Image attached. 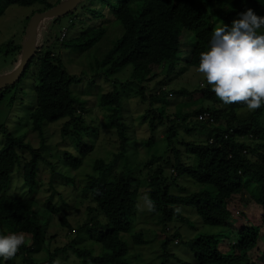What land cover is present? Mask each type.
<instances>
[{
    "label": "trees",
    "instance_id": "1",
    "mask_svg": "<svg viewBox=\"0 0 264 264\" xmlns=\"http://www.w3.org/2000/svg\"><path fill=\"white\" fill-rule=\"evenodd\" d=\"M3 1L24 7L40 5L26 18L27 23L35 12L47 10L61 0ZM100 1L108 5L110 13L119 21L122 34L96 66L106 67V76H112L119 68L132 65L131 77L140 82L151 80L155 76V67L159 65H163L162 72L167 77L181 67H196L199 53L206 50L218 21L230 24L232 16H237L249 8L255 14L264 16V0H225L230 12L221 8L220 0H117L116 6L111 5L112 0ZM78 5L79 11L86 13L85 15L94 11L90 3ZM77 7L69 13L78 11ZM58 19L59 17L53 18L51 21L56 22ZM71 20L69 17V21ZM259 31L264 32V28ZM103 32L104 28L101 26L87 28L73 41L62 42V45L67 48L85 49L95 44ZM186 32L192 37L188 41V47H185L182 39ZM43 47L40 38L33 56L38 60L35 76L38 84L35 87V105L28 113L31 131L37 133L42 144L46 123L63 120L61 135L79 138L83 129L85 108L81 103H75L70 86L80 78L69 74L61 59ZM185 49L187 52L184 55L182 51ZM15 50L19 55L21 44H18ZM17 58L13 64L17 62ZM32 60L33 58L17 82L0 89V102L5 93L20 82ZM164 84L155 87L159 89L157 93L154 89L153 94L146 95L143 86L136 90L139 103L148 104L141 121L147 123L151 132L166 123L161 139L165 141L167 149L174 153L172 160L155 155L143 165L150 169L157 163V167L145 179L148 196L154 203V210L151 212L158 214L162 223L179 220L174 205L186 204L194 207L202 223L219 228L216 233H201L188 240L187 244L197 264H264V104L255 110H249L242 103L224 104L223 108H218V97L206 84L205 87L194 90L199 92L200 102L196 103L197 106L183 113L178 110L175 121L179 124V121L182 123L194 118V122L191 121L192 128L207 129L209 136L199 143L178 142L175 124L172 123L174 119L168 120L161 110L152 107L153 101H165L168 92L161 87ZM173 93L185 96L191 92L181 87ZM205 101L209 102L207 106H203ZM120 105L121 98L117 90L103 93L98 99V106L109 111L107 125L115 129L119 139V149L113 154V162L127 151V127L120 120ZM242 109L245 114L239 112ZM204 113L210 115L211 122L197 119V116ZM0 134L5 138L0 148V226L8 233L17 232L30 237L29 243L21 244L14 257L0 258V264H15L18 257H24L25 264H37L27 253L38 245L47 218L37 213L34 209L35 200L32 198L33 188L37 183V167L43 157L37 149L13 135L4 124H0ZM153 140L150 136L146 143L150 144ZM178 145L183 147L187 162L181 159ZM20 150L29 153L28 159L21 160ZM89 150L90 146H86L84 151ZM63 159L73 168L79 164L78 159L70 154L65 153ZM19 160L23 183L29 189L28 195L23 198L11 196L7 194L11 192L7 191L1 193L8 186L12 167ZM159 161L162 163H158ZM164 166L173 168L175 176L171 175V178L187 176L199 184L211 186L213 191L204 189L184 195L171 193L167 183L168 177L164 176ZM109 168L110 164L101 158L93 161L92 171L101 174ZM87 178L84 189L90 192L91 201L95 206L90 210L101 213L106 223L101 224L91 217L90 223L79 224L77 229L73 230H84L88 239H94L100 244L101 252L93 254L92 250L79 248L75 237L55 251L64 253L72 249L84 264H128L125 259L127 243L120 238V234L128 233L132 227L135 178L128 176L124 168L111 179L101 180L102 177L93 174H87ZM247 195L249 198H244ZM236 201L252 204L256 212H250V216L246 215L237 210ZM48 209L44 210L46 214ZM60 224L69 229L71 227L64 216L60 218ZM171 237L177 238L178 243L180 233L174 231ZM168 241L165 238L161 243L162 253L158 264H167L171 258L179 264H189L167 251ZM53 255L40 264L52 263Z\"/></svg>",
    "mask_w": 264,
    "mask_h": 264
},
{
    "label": "rangeland",
    "instance_id": "2",
    "mask_svg": "<svg viewBox=\"0 0 264 264\" xmlns=\"http://www.w3.org/2000/svg\"><path fill=\"white\" fill-rule=\"evenodd\" d=\"M52 2L53 0H47ZM225 0H220L221 8L229 11ZM82 4H91L93 13L78 11L60 16L56 22L50 19L44 20L40 26V38L44 49L51 51L57 55L64 69L71 75L80 78L78 82L73 83L70 88L75 103H81L85 111L83 112V129L79 138L72 136L63 137L60 127L63 120H57L46 123L44 126L43 143L36 132L31 131L28 120V113L35 105V87L38 84L36 73L38 70L37 57H33L32 62L26 69L19 83L5 93L0 102V124L7 126L9 131L20 137L23 142L30 144L37 149L43 160L39 162L37 167V183L33 188L32 198L35 200L34 209L39 215L46 216L44 228L42 230L41 239L36 247L29 250L28 257L33 262L40 264L49 259L53 255V262L50 264H84L77 257L72 249L67 252L55 251L56 248L67 245L74 237L79 248L92 250L93 254H99L101 247L94 239H88L84 230H76L79 224L90 223L98 220L101 224H105L106 220L101 213L92 212L90 208H95L94 202L91 201V194L84 189L88 181L87 174L102 177L101 180L111 179L114 174L122 171L124 168L128 176L134 177L135 182L133 189L135 191V207L132 216V227L128 233L120 234V238L127 243L126 261L128 264H145L160 262L161 243L167 238V251L183 262L189 264H197L194 261L187 242L195 236L203 233H216L219 228L202 223L198 217L194 207L186 204L174 205L177 212V218L183 220H171L168 222H160L158 214L147 211L144 207L142 197L148 196L145 187V179L153 169L157 167L154 163L151 168L144 167L145 161L151 156H162L172 160L174 153L167 149L165 141L161 139L166 123L160 126L154 132H151L147 123L141 121L144 110L148 104L139 103L136 90L139 86L145 88V94H153L154 89L157 93L159 85L165 83L161 87L168 92L165 101H153L152 107L161 110L162 115L168 120H173L175 124L178 142H204L208 136L207 129L192 128L194 118L185 122L176 123V113L178 110L187 111L197 106L199 103V92L194 90L203 88L206 83L203 82L201 74L195 71L196 67H181L175 71L170 77H167L163 68L156 66L153 74L155 76L149 81H142L132 78V65L119 68L112 76H106L105 69L96 66L103 58L105 53L115 44L122 34V26L117 19L109 11L108 5L100 0H83ZM111 5L116 6L117 0H112ZM40 5L19 6L14 4H6L0 0V75L9 72L14 67V59L19 58L16 46L21 44L24 35L23 30L26 28V18L38 9ZM69 17L72 18L69 21ZM236 18L232 16L231 21ZM221 21L216 23L219 26ZM101 26L104 32L100 39L88 48H67L62 42L70 43L83 30L87 28ZM216 26V27H217ZM66 28V37L63 41H59L60 29ZM185 47H188V41L192 37L186 32L182 37ZM187 42V43H186ZM188 49V48H187ZM187 49L182 53L185 55ZM17 58V59H18ZM170 79V80H169ZM159 86L157 89L155 87ZM185 88L190 94L179 96L173 91L179 88ZM117 90L120 93V120L127 127V151L116 162H113V154L119 149V139L116 131L107 124L109 111L98 106V99L101 94ZM187 103V104H185ZM209 102L205 101L203 106H207ZM224 104L217 98L216 105L223 108ZM226 105V104H225ZM246 109V108H245ZM241 114L246 112L242 109ZM193 120V122H191ZM152 136L153 142L147 144V139ZM5 142V138L0 134V148ZM86 146H90L89 151H84ZM181 153V159L187 162L183 147L178 145ZM70 154L73 158L78 159L79 164L73 168L64 161L63 156ZM21 160L28 159L29 153L26 150L19 151ZM257 157V154H253ZM101 158L110 164V168L99 174L92 171V164L95 159ZM190 159L193 157L189 156ZM20 159V158H19ZM19 160L11 170L10 181L8 186L1 192L7 193L17 198H23L28 195L29 189L23 183L22 169L19 167ZM158 163H162L159 161ZM164 176L168 177L170 192L174 194H189L201 190L213 191L211 186L202 185L187 176L180 178L174 177L175 172L170 166H164ZM10 186V188H9ZM9 188V189H8ZM183 189V190H182ZM149 197V196H148ZM244 198H249L248 195ZM64 202V204H63ZM250 203V202H249ZM248 203V204H249ZM237 210L249 215L250 212L255 213L256 208L252 204H243L236 201ZM49 208V209H48ZM51 208V209H50ZM48 209L46 214L44 210ZM54 209V211H52ZM50 210V211H49ZM67 218L70 229L60 224V218ZM250 216V215H249ZM174 231L180 233L179 242L171 237ZM0 232L8 233L0 226ZM98 233L96 232L95 235ZM25 241L23 245L29 243L30 237L23 234ZM15 264H25L24 257H18ZM167 264H179L174 258H171Z\"/></svg>",
    "mask_w": 264,
    "mask_h": 264
},
{
    "label": "clouds",
    "instance_id": "3",
    "mask_svg": "<svg viewBox=\"0 0 264 264\" xmlns=\"http://www.w3.org/2000/svg\"><path fill=\"white\" fill-rule=\"evenodd\" d=\"M262 28L264 16L246 9L230 24L215 27L206 50L199 53L195 71L223 103H242L249 110L264 104V32L259 31ZM142 199L147 211H153V201L147 195ZM24 241L21 233L0 232V258L14 257Z\"/></svg>",
    "mask_w": 264,
    "mask_h": 264
},
{
    "label": "water",
    "instance_id": "4",
    "mask_svg": "<svg viewBox=\"0 0 264 264\" xmlns=\"http://www.w3.org/2000/svg\"><path fill=\"white\" fill-rule=\"evenodd\" d=\"M83 0H61L47 10L35 12L27 22L21 42L20 55L11 71L0 75V89L17 82L28 62L33 58L38 41L40 26L44 20L57 18L74 10Z\"/></svg>",
    "mask_w": 264,
    "mask_h": 264
},
{
    "label": "built area",
    "instance_id": "5",
    "mask_svg": "<svg viewBox=\"0 0 264 264\" xmlns=\"http://www.w3.org/2000/svg\"><path fill=\"white\" fill-rule=\"evenodd\" d=\"M65 36H66V28H65V27H62V28L60 29V36H59V39H60V40H61V39H64ZM197 119H198V120H204V121L209 120L210 122L212 121V120L210 119V115H209L208 113L200 114L199 116H197Z\"/></svg>",
    "mask_w": 264,
    "mask_h": 264
}]
</instances>
